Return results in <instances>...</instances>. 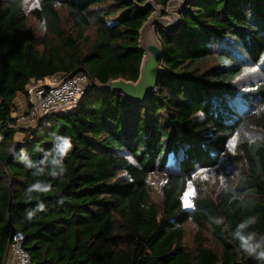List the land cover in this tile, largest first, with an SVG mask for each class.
I'll list each match as a JSON object with an SVG mask.
<instances>
[{"label": "trees", "instance_id": "16d2710c", "mask_svg": "<svg viewBox=\"0 0 264 264\" xmlns=\"http://www.w3.org/2000/svg\"><path fill=\"white\" fill-rule=\"evenodd\" d=\"M147 1L0 0V264L16 231L35 264H264L236 236L264 237V140L244 136L264 133V0H189L180 31L159 33L157 92L130 105L103 88L139 79ZM80 73L96 86L75 109L12 127L29 85ZM57 137L71 142L60 163ZM199 170L225 175L215 196Z\"/></svg>", "mask_w": 264, "mask_h": 264}, {"label": "water", "instance_id": "95a60500", "mask_svg": "<svg viewBox=\"0 0 264 264\" xmlns=\"http://www.w3.org/2000/svg\"><path fill=\"white\" fill-rule=\"evenodd\" d=\"M188 2L189 0H171L164 8L154 1H147L143 9L152 10V14L139 32V49L143 54L139 79L136 82L115 80L104 87V90L124 96L130 105H142L157 92L160 79L166 71L160 65L163 45L159 33L164 31L175 35L180 31L183 25L181 14Z\"/></svg>", "mask_w": 264, "mask_h": 264}, {"label": "built area", "instance_id": "2783aa9c", "mask_svg": "<svg viewBox=\"0 0 264 264\" xmlns=\"http://www.w3.org/2000/svg\"><path fill=\"white\" fill-rule=\"evenodd\" d=\"M96 86L87 74L80 73L72 78L50 77L27 87L29 105L26 111L19 113L13 128L37 126L48 116L75 109L83 100L85 93ZM26 238L16 231L10 238L6 264H35L25 248Z\"/></svg>", "mask_w": 264, "mask_h": 264}, {"label": "rangeland", "instance_id": "374dc122", "mask_svg": "<svg viewBox=\"0 0 264 264\" xmlns=\"http://www.w3.org/2000/svg\"><path fill=\"white\" fill-rule=\"evenodd\" d=\"M37 0H26L25 4L27 7V10H30L32 8H34L36 6ZM62 14V19L66 18L67 15V11L62 9L61 11ZM33 25L38 28V29H42V25H39L38 23H36L33 20ZM249 75L251 77H256V72L254 71H250ZM21 102H25L24 104V108L22 109L26 111L27 109V100L26 101H21ZM21 105V104H20ZM20 105L18 104V106L20 107ZM17 111V108H16ZM14 116H17V112L14 113ZM244 136L252 139H261L264 140V133L263 132H256V131H246L244 133ZM22 136L19 134L16 137V140L20 141L22 140ZM235 143L232 142L230 145V149H229V157L227 158V162H230V168L228 169L227 172H230L231 175H234L238 170H244L245 169V164L244 161L242 159V157L240 155L237 154L236 150H235ZM197 176H198V180L200 181L199 184V188L200 191L204 194V195H212L215 196L217 191L219 190V188L224 184V182L226 181V178H224L225 175L222 174V172H213V171H197ZM164 181H162V179L158 176H153L150 180V184H151V190L153 192V196L154 199H156L157 201H160V191H161V187L163 185ZM195 187L190 185L186 194L183 197V205L185 208L189 209L192 207L193 205V201L195 198ZM187 201V204H186ZM190 205V206H187ZM187 228V233L188 235H191L192 237L194 236L195 232L193 230L189 229V226L186 227Z\"/></svg>", "mask_w": 264, "mask_h": 264}, {"label": "clouds", "instance_id": "9594fccd", "mask_svg": "<svg viewBox=\"0 0 264 264\" xmlns=\"http://www.w3.org/2000/svg\"><path fill=\"white\" fill-rule=\"evenodd\" d=\"M62 140V144L58 145V155L59 160L55 161V163H60L63 161L64 156L66 155L67 150L71 148V142L67 137H57ZM64 167L61 164L60 172L56 173L53 172L52 175H58L63 174ZM33 188H38L37 185H33L32 188L29 189V191H32ZM244 224H241L239 226L240 229L244 228ZM236 236L240 240V250H242L244 253H246L249 256H255L258 259H264V237H262L260 242L254 241L255 233L249 234L247 236L240 234L239 231H237Z\"/></svg>", "mask_w": 264, "mask_h": 264}, {"label": "crops", "instance_id": "0c3cea01", "mask_svg": "<svg viewBox=\"0 0 264 264\" xmlns=\"http://www.w3.org/2000/svg\"><path fill=\"white\" fill-rule=\"evenodd\" d=\"M21 101H26V99H25V97L24 96H21V97H19V99H18V101H17V103L20 105V111L24 108V105H22V104H24L23 102H21ZM19 107V106H18ZM23 107V108H22ZM27 108H28V106H27Z\"/></svg>", "mask_w": 264, "mask_h": 264}, {"label": "snow or ice", "instance_id": "6c2138e0", "mask_svg": "<svg viewBox=\"0 0 264 264\" xmlns=\"http://www.w3.org/2000/svg\"><path fill=\"white\" fill-rule=\"evenodd\" d=\"M186 204H187V201H186ZM187 206H190V205H187Z\"/></svg>", "mask_w": 264, "mask_h": 264}]
</instances>
